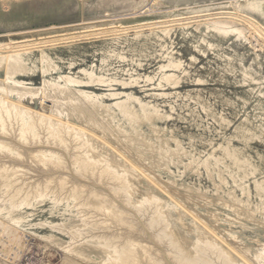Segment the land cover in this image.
<instances>
[{
  "label": "bare ground",
  "instance_id": "1",
  "mask_svg": "<svg viewBox=\"0 0 264 264\" xmlns=\"http://www.w3.org/2000/svg\"><path fill=\"white\" fill-rule=\"evenodd\" d=\"M56 1L0 5L49 13ZM116 1L75 0L80 23L0 41V264H264V154L253 146L264 144V79L244 65L224 69L250 92L236 96L243 107L256 99L258 112L242 107L236 125L203 90L180 92L202 46L216 45L202 38L184 61L166 42L194 23L206 37L234 36L256 49L251 38L263 49L264 25L234 4L187 13L175 7L166 19L141 21L133 9L146 0ZM111 6L121 9L86 18L87 9ZM127 43L136 52L131 59L114 47ZM87 45L95 55L102 51L100 65L77 66L76 54L85 55ZM150 50L159 64L154 75L141 74L143 59L155 55ZM113 59L131 60V68H116ZM192 82L205 85L199 77ZM177 107L189 108L192 127L203 132L184 134L170 124L187 120ZM203 114L215 126H205ZM202 179L213 184L210 195Z\"/></svg>",
  "mask_w": 264,
  "mask_h": 264
},
{
  "label": "rangeland",
  "instance_id": "2",
  "mask_svg": "<svg viewBox=\"0 0 264 264\" xmlns=\"http://www.w3.org/2000/svg\"><path fill=\"white\" fill-rule=\"evenodd\" d=\"M163 1H164L163 4L159 6H153L152 8H151V3L148 2V0L144 2H139L137 3L136 8L133 9V13H134L133 16L135 17L136 20H141V21L147 19L156 20L158 18L166 19L167 17L175 14V10H177L175 9V7L178 8V11L187 13L189 11V8L194 12H196V10L208 11V10H215L217 8H224V10H230L232 9L231 8L232 5L234 4L238 6L240 10H242V12L245 13L247 16L250 15L252 17H256L257 20L264 25V0H163ZM90 3L94 5L99 3V0H91ZM116 3L119 5L122 4L129 5L130 0H117ZM44 4H45L44 2H41L38 5V7L43 11L44 10L46 11L47 9L45 8ZM74 5H75V0H57L55 8H51L52 12L49 13L47 12L42 13L37 9L32 8V5L27 6V4L7 3L3 6L0 5V41L8 42L10 38L17 39V37L14 36L13 34L21 31L38 30L41 28L50 27L51 25L54 24L61 25L63 23H70V24L80 23L81 18L79 16V13L74 8ZM119 9H121V6H111L107 8L106 12L103 13H101L102 11L96 13V12H92L90 9H87L86 18L89 20H96L97 18H101L102 16L106 15V13H111L114 10H119ZM195 26L196 25L192 23V25H189L188 27L178 28L176 33H172L171 36L172 40L170 38H167L166 42L174 45L173 47L180 54V57H182L184 61H188V58L192 54H196L192 48L193 47L192 44L196 43L197 41H201L202 38L214 43L217 49L216 48L208 49L207 47H205V45L202 46L203 50L205 51L203 53L197 54L199 57V62L192 69L191 77L188 78L187 81H184L183 83L184 88L180 89V92L186 94L188 91H191L193 92L192 94L195 95L196 92H194V90L196 89L203 90V96L205 97V99L210 100L212 103L216 102L215 103L216 110H218L219 113H224L233 121L234 124L237 125L240 122L241 117H243L244 115V110L251 113V115H254L255 113L258 112V111L256 112L254 111L256 105L255 103L256 99L249 100L247 106L243 107V105L240 104L242 101L237 99L236 96L249 98L250 92H248L247 88H243L242 85L236 84L235 78L232 77V75L227 71H225L224 69L229 70L230 68V70H240L243 67L242 65H244L248 68L260 72V77L264 79V47L263 49L259 48L260 46L256 43V41L251 38H250L251 40L250 42L254 46L256 45L257 50L253 46H251V44H248V42H245L244 44V42L237 41V39L234 36L228 37L225 40L222 38L206 37L205 29L202 28L201 29L202 32H201L195 30L196 29ZM105 47L106 46H104V48ZM114 47H116L119 52L125 50V54L130 59L134 57V55H136L134 47H131V43L130 44L127 43L124 45L115 44ZM85 49L86 50L84 49L81 50L82 52L85 53V55L76 54L79 57L76 58L77 66L84 67L86 65L88 66L93 63L100 65V57L102 58V51L99 52L100 53L99 55H95L89 45H87ZM159 49L160 48L157 47V50ZM214 51H217L219 53L218 55L221 56L222 59L219 58L216 59ZM146 54L154 55L155 53H153V50H150L146 52ZM226 55L230 57L231 60L226 59L225 58ZM130 61L121 64L118 63L117 60L113 59L112 63L113 66L116 68L120 66L121 69L124 68L127 69L128 67L131 68V66H129V64H131ZM159 61L160 59L157 54H155L153 57L144 58L143 59L144 70H139L140 73L147 75L149 74L154 75L155 70L159 64L158 63ZM120 75H122V73H120ZM123 76H125V74H123ZM125 77L128 78L127 74ZM198 77L205 80L204 86H193L194 83L192 82V79H198ZM34 83L36 85H39L41 81L39 79H36ZM135 92H137L138 95L143 96V98H145L144 93H142L140 89L135 90ZM211 93L216 95L212 96ZM223 96L226 98L229 97L231 100L236 101L237 103L236 106L233 107L227 105V103L224 102ZM164 101L165 100H159V103H161L162 105ZM178 102L179 104L182 103L187 104L188 99L179 100ZM172 104L175 105V103ZM194 106L195 105H192L193 109ZM163 107L166 110H170V108L165 104H163ZM242 107L244 108V110ZM177 110L179 114L183 113V116H185L188 120L187 121V120L177 119L175 120V122L170 123V124L174 123L178 131L184 134L192 133L194 135H198L199 133L203 132V131L200 132V130H196V128L192 127V124L190 122L191 110L189 108H184L183 110H181L177 107ZM235 114H237V116ZM203 116L205 119V122L203 124L205 126L207 127L215 126L212 120L210 122L207 121V119L205 118V114H203ZM231 132L232 130H230V132L228 133ZM253 146L257 149L258 152L264 154V144H260L257 142ZM197 148L200 150L203 147L199 144L197 145ZM251 153L253 156H256V153L254 152ZM174 171H176V169H174ZM185 180L187 181V178ZM189 181L191 180H188V182ZM199 183L201 186H203L202 188L209 189L208 195L212 193L214 189L212 183L204 179H202ZM238 194H240V192H238ZM225 197L227 198V196ZM253 200H255L254 197ZM42 207L47 208L48 205L42 204ZM40 215L42 217L43 215L46 216V214L44 213ZM41 216L34 217L35 221H38V218ZM55 221L58 222V218H56Z\"/></svg>",
  "mask_w": 264,
  "mask_h": 264
}]
</instances>
